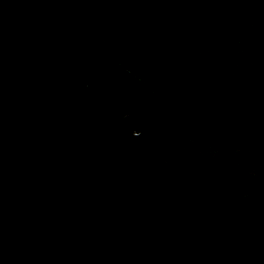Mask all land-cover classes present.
<instances>
[{
  "label": "water",
  "instance_id": "95a60500",
  "mask_svg": "<svg viewBox=\"0 0 264 264\" xmlns=\"http://www.w3.org/2000/svg\"><path fill=\"white\" fill-rule=\"evenodd\" d=\"M0 264H264V0H0Z\"/></svg>",
  "mask_w": 264,
  "mask_h": 264
}]
</instances>
